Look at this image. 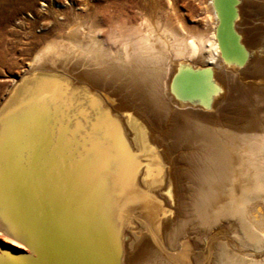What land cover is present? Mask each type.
I'll return each instance as SVG.
<instances>
[{"label":"bare ground","instance_id":"obj_1","mask_svg":"<svg viewBox=\"0 0 264 264\" xmlns=\"http://www.w3.org/2000/svg\"><path fill=\"white\" fill-rule=\"evenodd\" d=\"M211 16L206 36L144 18L115 47L77 30L35 54L0 104L48 130L38 164L0 147V236L29 254L0 264H264V0Z\"/></svg>","mask_w":264,"mask_h":264},{"label":"rangeland","instance_id":"obj_2","mask_svg":"<svg viewBox=\"0 0 264 264\" xmlns=\"http://www.w3.org/2000/svg\"><path fill=\"white\" fill-rule=\"evenodd\" d=\"M212 1L33 0L30 6L26 3L17 6H0V104L7 97L12 86L23 77L24 71L28 69L35 54L51 42L66 41L72 33L78 30L81 35L84 30L85 33L90 32L91 36L102 40L104 44L115 47L117 43H114L111 36L120 30L138 26L144 18H148L149 21L151 20L150 23L158 25L159 28L167 26L187 37L199 34L208 35L213 22ZM180 28L184 30V33L180 32ZM61 60L63 61V58L59 59V64H54L56 72L59 73L57 75L67 74V77L72 75L67 71L71 70L74 64L66 63L65 66L62 65ZM62 67L67 71L64 72ZM71 79L70 77L68 81L70 82ZM150 144L152 145V142ZM160 189L157 194L159 195L158 200H162L165 209L172 213L168 199L164 196L167 192L163 189V185ZM137 216H133L132 223L125 226L130 227V233L124 236L125 241L132 242L135 248L149 242L143 226L137 225ZM131 232L136 234V241L132 239ZM196 238L195 234L189 236L192 244L198 243ZM193 248L194 254L198 252V245L194 244ZM1 250H12L21 255L29 254L27 247L2 236H0Z\"/></svg>","mask_w":264,"mask_h":264},{"label":"snow or ice","instance_id":"obj_3","mask_svg":"<svg viewBox=\"0 0 264 264\" xmlns=\"http://www.w3.org/2000/svg\"><path fill=\"white\" fill-rule=\"evenodd\" d=\"M48 130L38 123L25 126L19 122L9 121L6 115H0V147H3L5 160L9 167H14L17 163L21 151L27 153L29 163L38 164L40 155L44 151L45 140ZM106 167L101 162L100 168ZM37 257L40 250L35 249Z\"/></svg>","mask_w":264,"mask_h":264},{"label":"water","instance_id":"obj_4","mask_svg":"<svg viewBox=\"0 0 264 264\" xmlns=\"http://www.w3.org/2000/svg\"><path fill=\"white\" fill-rule=\"evenodd\" d=\"M12 249H14V248H12ZM15 250V249H14Z\"/></svg>","mask_w":264,"mask_h":264}]
</instances>
